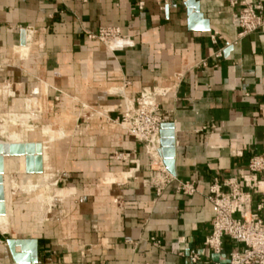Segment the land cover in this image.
Returning a JSON list of instances; mask_svg holds the SVG:
<instances>
[{"label": "crops", "instance_id": "0c3cea01", "mask_svg": "<svg viewBox=\"0 0 264 264\" xmlns=\"http://www.w3.org/2000/svg\"><path fill=\"white\" fill-rule=\"evenodd\" d=\"M198 1L207 32L189 29L183 0H0V141L43 147L41 174L5 159L0 264H15L10 240L36 242L38 264L228 263L236 244L203 248L207 195L264 155V33L239 37L240 6ZM101 28L122 39L90 41ZM144 89L166 92L175 125L176 177L161 196L145 186L144 145L118 124ZM190 181L197 192L180 193Z\"/></svg>", "mask_w": 264, "mask_h": 264}, {"label": "built area", "instance_id": "2783aa9c", "mask_svg": "<svg viewBox=\"0 0 264 264\" xmlns=\"http://www.w3.org/2000/svg\"><path fill=\"white\" fill-rule=\"evenodd\" d=\"M66 1V0H65ZM161 10H165L173 0H154ZM232 7L240 6L237 16L239 37L255 32L264 33V5L252 0H227ZM143 3L139 4L142 9ZM88 39L105 46H112L122 39L118 28H101ZM213 44L218 38L212 37ZM220 60L222 51L214 55ZM208 61L199 67L206 68ZM166 92L157 89H144L131 103H128L118 124L126 133L144 145L149 175L145 186L153 188L158 196L174 181L163 163L160 131L169 117L161 112L159 98ZM117 160L132 163L126 154H117ZM196 182H180L178 191L187 196L197 192ZM207 200L213 208V222L210 234L205 238L203 248L216 256L223 253L224 240L239 248L230 253L227 264H264V155L253 156L246 172L226 180L216 178L209 188ZM154 246L160 241L152 239ZM191 264H201L202 257L194 254L189 257ZM219 264V263H214Z\"/></svg>", "mask_w": 264, "mask_h": 264}, {"label": "water", "instance_id": "95a60500", "mask_svg": "<svg viewBox=\"0 0 264 264\" xmlns=\"http://www.w3.org/2000/svg\"><path fill=\"white\" fill-rule=\"evenodd\" d=\"M187 8L188 27L190 30L207 32L210 30V23L201 13L198 0H183ZM161 149L159 154L163 159L167 172L176 177L175 158L176 141L175 125L173 123H164L160 131ZM43 147L37 145H10L0 141V217L7 213L5 205L4 174L5 159L8 157H19L21 172L28 174L43 173L42 156ZM8 246L11 250L15 264H38L36 242L22 240H10ZM20 247V252L16 248Z\"/></svg>", "mask_w": 264, "mask_h": 264}, {"label": "rangeland", "instance_id": "374dc122", "mask_svg": "<svg viewBox=\"0 0 264 264\" xmlns=\"http://www.w3.org/2000/svg\"><path fill=\"white\" fill-rule=\"evenodd\" d=\"M41 195H43V193H42ZM46 202H48V201H47V199H46L45 201L43 200V204H44V203H46ZM45 210H46V209H45V208H43V211H42V212H43V214H44V212H46ZM6 215H7V214H6Z\"/></svg>", "mask_w": 264, "mask_h": 264}]
</instances>
